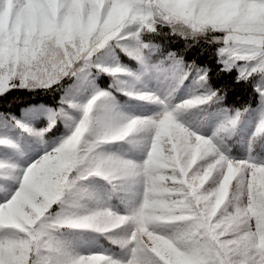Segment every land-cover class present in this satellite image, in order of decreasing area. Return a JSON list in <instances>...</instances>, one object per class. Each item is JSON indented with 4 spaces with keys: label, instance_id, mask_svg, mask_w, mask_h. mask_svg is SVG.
<instances>
[{
    "label": "snow or ice",
    "instance_id": "1",
    "mask_svg": "<svg viewBox=\"0 0 264 264\" xmlns=\"http://www.w3.org/2000/svg\"><path fill=\"white\" fill-rule=\"evenodd\" d=\"M194 46L252 82L257 108H224L209 69L184 59ZM120 53L165 87L135 91ZM14 89L64 94L44 129L0 113V264H264V0H0V97ZM113 90L158 111L124 113ZM250 111L236 159L227 143ZM58 122L66 134L49 142Z\"/></svg>",
    "mask_w": 264,
    "mask_h": 264
},
{
    "label": "trees",
    "instance_id": "2",
    "mask_svg": "<svg viewBox=\"0 0 264 264\" xmlns=\"http://www.w3.org/2000/svg\"><path fill=\"white\" fill-rule=\"evenodd\" d=\"M154 42L159 43L162 48L173 52L182 51L184 47L183 41L166 36H160ZM214 52V47L210 48L208 51H202L201 46H194L184 52V59L189 64L195 62L199 67L209 69V84L214 90L218 89L221 91V94L223 95L222 106L224 108L241 111L245 108L256 109L258 105V97L253 91V83L245 81L237 82L238 73L235 69L232 71H221L223 65L217 63ZM119 55L122 57L124 56L122 53ZM125 65H127V67H129L133 72H137L140 69L135 62L130 61L128 57ZM97 78L101 87L105 89H109V85L113 84L112 78L107 75H99ZM67 83H70V81ZM67 83L65 84V88ZM189 83L190 82H186V85H189ZM183 90L184 89H181L180 93L177 95L175 100L176 103L178 102V98L182 96ZM189 90L191 94L192 89L190 87ZM63 92V90H36L30 92L24 89H14L12 92L7 94L6 101L4 97H0V113H6L7 116L14 114L17 118H20L23 117L31 108L58 107L60 97ZM113 92L120 95V92L118 91L113 90ZM254 113L255 112L250 111L246 115L244 121L248 120L249 117H252ZM187 116L189 120L195 121L199 114L188 113ZM34 122H36V125L42 126L47 125L48 120L43 117L35 120ZM61 125V122H58L49 134L53 135L60 132L59 128ZM250 135L251 133L241 136V132L239 131L238 137L233 140H229V146L227 147L229 149V153L238 159L245 158L248 154L247 139ZM240 138L243 139L242 142H240Z\"/></svg>",
    "mask_w": 264,
    "mask_h": 264
},
{
    "label": "rangeland",
    "instance_id": "3",
    "mask_svg": "<svg viewBox=\"0 0 264 264\" xmlns=\"http://www.w3.org/2000/svg\"><path fill=\"white\" fill-rule=\"evenodd\" d=\"M126 60H127V57H125V56L122 57L119 55V64L120 65L127 67V65H125ZM127 68H129V67H127ZM135 73H136V75H138L140 77V80L139 81H134V80L128 81V83L133 86V89L135 91H157V90H160L161 88L165 87V85H162L160 83L159 78L154 73L145 72L143 69H139V71H137ZM95 85H97L100 89L108 90V89L101 87L97 77L95 79ZM65 89H67V86ZM63 94H64V92L62 93V95ZM113 94L116 97V101L119 105L120 110L124 113L129 114V115H132V116L152 115L153 113L158 111V109L156 108L155 105L145 104L144 102H141V101L132 100L128 96H124L121 94L117 95L114 92H113ZM189 94H190L189 86L186 85V87L184 88V90L182 92V96L178 98L177 103H179L181 99L186 98V96ZM76 98L79 100H83V99H86V95H81V96H78ZM55 108H57V107H54V108H51V107L31 108L23 117L17 118L16 115H14V114H10L11 116H9V117H13L17 120H22L28 126L34 128L36 130H40V129L46 128L48 126V123H47V125L38 126V125H36V122H34V121L38 120L40 118H43V117L47 118V120H48V110L49 109H55ZM190 113L197 114L195 112V110H193ZM39 114H41V115H39ZM197 119H199V116L196 117V120ZM255 120H256V113H254L252 117H249L248 120L243 121L242 125L240 126V130H241L243 135L252 132ZM189 121L191 122V120H189ZM61 124L62 125L59 128L60 132L53 134V135H50L49 134L50 132H49L46 136V140H48L49 142L57 141L59 138L63 137L66 134L67 129L65 128L64 123L61 122ZM212 126H214V121H213V124L209 125L206 128V130H205L206 135H211ZM13 137L21 145V148L24 151L26 158L28 156L38 157L40 146H39L37 141L33 140L30 137L21 135L18 130L13 132ZM236 137H238V135ZM236 137H233L231 140H233ZM228 146H229V141L227 143V147ZM109 150L115 154L127 155L130 158H134V159L139 158L136 153L132 152L129 149V146L127 144L112 145V146H110ZM3 155H4V153L0 152V156H3ZM232 157H234V156H232ZM236 159H238V158H236ZM261 159H264V157H261ZM106 245H107V241L101 240V246H106Z\"/></svg>",
    "mask_w": 264,
    "mask_h": 264
}]
</instances>
